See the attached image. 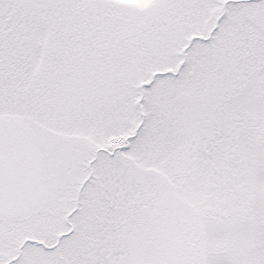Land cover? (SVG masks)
Instances as JSON below:
<instances>
[{"label": "snow or ice", "instance_id": "obj_1", "mask_svg": "<svg viewBox=\"0 0 264 264\" xmlns=\"http://www.w3.org/2000/svg\"><path fill=\"white\" fill-rule=\"evenodd\" d=\"M0 264H264V0H0Z\"/></svg>", "mask_w": 264, "mask_h": 264}]
</instances>
